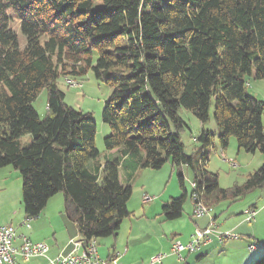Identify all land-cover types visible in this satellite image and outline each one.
<instances>
[{
    "label": "trees",
    "instance_id": "trees-1",
    "mask_svg": "<svg viewBox=\"0 0 264 264\" xmlns=\"http://www.w3.org/2000/svg\"><path fill=\"white\" fill-rule=\"evenodd\" d=\"M88 73L110 87L102 152L91 112L68 105L60 89ZM253 73L264 79V0H0V168L19 172L27 219L61 192L64 214L85 242L115 235L131 214L132 187L121 169L130 179L139 168L185 165L195 183L190 198L211 209L240 199L264 187V100L247 94ZM43 89L40 118L32 102ZM212 105L223 149L234 136L239 149L262 154L232 188L219 187L206 168ZM181 108L200 122L191 154L180 137ZM178 182L181 193L162 205L165 220L181 216V174ZM253 264H264V251Z\"/></svg>",
    "mask_w": 264,
    "mask_h": 264
},
{
    "label": "rangeland",
    "instance_id": "rangeland-1",
    "mask_svg": "<svg viewBox=\"0 0 264 264\" xmlns=\"http://www.w3.org/2000/svg\"><path fill=\"white\" fill-rule=\"evenodd\" d=\"M10 27L17 34L20 47H23L25 39L20 33L18 21L16 19L10 21ZM81 78L77 77L73 79L79 86L74 87L66 83H61L60 89L64 92V100L68 105L74 109L91 112L97 125L95 134L96 146L102 152V139L108 132V126L101 120V111L103 103L110 92V87L94 78L91 73H88L84 79ZM247 94L264 100V79L254 78V73L247 77ZM32 105L40 118L46 115V91L44 89L40 90ZM178 114L185 122V126L180 132L181 141L184 144L185 152L191 154L200 145L197 140H194L200 131V122L190 111L183 108L179 110ZM206 127L215 134L212 145H210L209 159L206 162L207 170L217 174L218 184L221 188H232L234 185L242 184L247 174L253 172L261 165V152L258 150L255 152H247L239 149L234 136L229 137L228 144L223 149L218 142L219 130L213 118V105L210 109V116ZM30 140L31 136L29 134L21 136V142L23 143H28ZM6 167L11 169L12 173L10 176L6 175L7 182L5 183L11 185L10 192L13 198L19 194L21 196V176L19 172L12 168V166ZM179 174L184 177V188L187 192V197L183 203L182 215L180 218L174 220H165L161 213L162 205L170 198L177 197L181 193L178 182ZM126 175L127 171L121 169L122 181L124 183H130L132 187L131 196L127 202V209L131 214L121 220L116 235L97 238L98 255L101 259H106L107 254H111L113 250L115 253H119V251L127 248L128 251L126 252L125 250V253H122L119 264L127 262L129 259L138 262V264L147 263L150 254H152L151 252L160 247L161 244H164V242L170 240L174 230L179 232L178 229H180L181 234L173 235V237L185 242L187 239H182L183 236L188 238L189 234L191 233V236L197 227L202 228L198 222V219L201 218H194L192 216L193 207L191 206L192 201L189 194L192 189L190 182L193 181V176L188 166L181 165L179 167H172L171 163L167 161L159 169L139 168L130 179ZM263 189L264 187L257 189L237 200H222L213 208L212 215L217 216L215 225L221 231H224L227 227L229 228L237 218L236 212L242 210V208H246L247 210L250 207L256 206V209L260 213L257 216L259 217L257 223H255L254 219L256 210H252L254 211L253 216L250 214L252 223L249 225H253L251 239L243 237L240 232L236 231L237 237L226 240L223 245H218L214 240L209 246L200 249L201 251L206 248L208 252L203 264H253L254 260L263 254L264 192L260 194V190ZM58 193V195H62L61 192ZM144 194L152 195L154 197L153 200L143 203ZM252 211L249 210V212ZM0 213H3V206L1 205ZM243 215L242 212L239 216ZM186 221L187 224L184 225ZM234 239H238L236 241H240L241 239L246 240L247 244L250 241L257 246L255 249L250 250L246 244L239 251L240 248ZM223 249L225 251L227 249V252H224ZM167 253H171L170 249ZM196 254L197 252L190 255L197 258ZM245 255L249 258V263H244L246 260V257L244 258ZM195 258H193V262H195ZM243 258L244 260H242Z\"/></svg>",
    "mask_w": 264,
    "mask_h": 264
},
{
    "label": "crops",
    "instance_id": "crops-1",
    "mask_svg": "<svg viewBox=\"0 0 264 264\" xmlns=\"http://www.w3.org/2000/svg\"><path fill=\"white\" fill-rule=\"evenodd\" d=\"M12 173L11 169L4 167L3 169L0 168V205L3 206V213H0V225H6L10 224L12 227H14L17 236L25 235L29 238L30 241L36 243V242H43L47 244L48 250L46 252L45 256H36L30 258L28 261H23L21 258L17 257V263L18 264H51L49 262V259H52L56 257L60 252H68L70 249V244L69 240L74 237H81L78 228L74 222L69 220L67 216L64 214V203H63V196L58 195H53L50 197L47 201L46 206L44 209L35 217H32L29 219V228H27L23 222L26 220V215L24 213L23 209V204H22V194L20 196L17 195L16 197L13 198L12 193L10 192V184H6L7 182V176H10ZM189 179V177H188ZM264 190V189H263ZM260 190V194H262L264 191ZM191 192V191H190ZM256 197V196H254ZM191 199V198H190ZM168 201V200H167ZM192 201V200H191ZM264 205V204H263ZM193 207V202L192 205ZM250 207V206H249ZM253 210H256V214L254 216L255 223H257L259 217H257L260 213L256 209L257 207H250ZM249 209V208H248ZM246 210V208H242V210H238L236 212V219L233 221V223L227 227V229H224V231H231L232 233L240 232L243 237L251 239L253 235V225L251 224V220L249 218V210ZM237 210V209H236ZM213 209L210 214L202 216V217H194V218H201L198 219L200 226L202 228L206 227L210 222H214L217 218L216 215H212ZM243 212V216H239L240 213ZM182 215V213H181ZM181 217V216H180ZM178 217V218H180ZM187 224V221L184 222V225ZM176 225V224H175ZM178 226V225H176ZM216 226V225H215ZM217 227V226H216ZM178 228V227H176ZM199 228V227H198ZM217 229L221 231L218 227ZM179 232H172V237L170 240L164 242V244H161L160 247L157 249H154L152 254H150L149 258L154 255V253H160V252H169V249L172 244V240L175 239L173 235H179L180 229H178ZM191 234V233H190ZM189 234V236H190ZM116 235V234H115ZM188 236L185 237L183 236L182 239L186 240L185 242L182 241L179 238H176V240H180L183 243L188 242L190 239ZM191 237V236H190ZM231 239V238H230ZM216 242V239L213 238L212 242L203 246H209L213 242ZM228 240V239H226ZM225 240V241H226ZM238 239H234L236 241ZM225 241L221 244L218 245H223ZM238 244L239 251L242 249L241 247L246 246L247 241L241 239L240 241H236ZM21 243V239L17 238L14 241V244L17 246ZM217 244V243H216ZM251 243L250 241L248 242L247 246L249 247ZM256 245V244H255ZM236 246V245H235ZM228 249V247H227ZM227 249H223L224 252H227ZM126 252L128 251L127 248L125 249ZM125 250L119 251L118 255H121L122 253H125ZM115 253L113 250L111 252ZM194 253H188L186 251L182 252L183 260H179L176 255L168 253L167 256L163 259L162 264H182V263H188V264H203V262L206 260V257L208 255V252L205 249L198 251L196 254V257H192L193 255L190 254H195ZM110 253L107 254L106 257H109L111 255ZM246 255L244 256V258ZM119 258V260H121ZM193 258H195V262H193ZM244 258L242 260H244ZM249 258L246 257V260L244 263H249ZM140 263V262H139ZM122 264H138V262H135L134 260L129 259L127 262H123Z\"/></svg>",
    "mask_w": 264,
    "mask_h": 264
},
{
    "label": "built area",
    "instance_id": "built-area-1",
    "mask_svg": "<svg viewBox=\"0 0 264 264\" xmlns=\"http://www.w3.org/2000/svg\"><path fill=\"white\" fill-rule=\"evenodd\" d=\"M66 84L69 86H78V84L70 78H66ZM195 140V138H194ZM191 183V187H194ZM152 195H143V203L153 200ZM193 209L192 214L194 217H202L211 213L212 209L207 208L204 204L196 199V195L192 194ZM249 212V211H248ZM253 216L254 211L249 212V218ZM29 219L23 224L29 228ZM236 233L231 231H219L214 222H210L204 228H196L186 243L175 241L171 247L170 252L177 256L179 260H183L182 252L194 253L211 243L213 238L216 239L218 244L223 243L226 239L236 238ZM20 238L21 243L15 245L14 241ZM70 249L68 252H60L56 257L49 259L51 264H119L120 255L112 253L106 259H101L98 255L97 242L94 239L85 242L82 237H74L69 240ZM257 245L250 244L249 249L253 250ZM48 250L47 244L43 242H32L25 235L17 236L14 227L10 224L0 225V264H18L17 257L23 261H28L32 257L45 256ZM168 253L160 252L152 255L147 263L140 264H162L163 259Z\"/></svg>",
    "mask_w": 264,
    "mask_h": 264
},
{
    "label": "bare ground",
    "instance_id": "bare-ground-1",
    "mask_svg": "<svg viewBox=\"0 0 264 264\" xmlns=\"http://www.w3.org/2000/svg\"><path fill=\"white\" fill-rule=\"evenodd\" d=\"M65 80H66V79H65ZM65 80H64V83H66ZM194 185H195V183H194ZM248 210H251V211H252L253 209H248Z\"/></svg>",
    "mask_w": 264,
    "mask_h": 264
}]
</instances>
